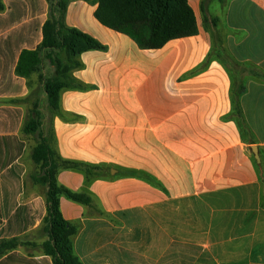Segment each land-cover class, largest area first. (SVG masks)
<instances>
[{
  "label": "crops",
  "instance_id": "1",
  "mask_svg": "<svg viewBox=\"0 0 264 264\" xmlns=\"http://www.w3.org/2000/svg\"><path fill=\"white\" fill-rule=\"evenodd\" d=\"M11 1L0 12V243L17 238L12 253L52 264L40 250L37 142L22 132L38 108L62 159L103 167L89 185L80 172L57 174L92 198H60L83 264H264V0H188L197 34L154 50L101 25L97 5L69 1L66 24L106 50L80 56L72 75L92 88L63 91L49 117L41 74L20 78L13 61L41 43L46 4L14 24Z\"/></svg>",
  "mask_w": 264,
  "mask_h": 264
},
{
  "label": "trees",
  "instance_id": "2",
  "mask_svg": "<svg viewBox=\"0 0 264 264\" xmlns=\"http://www.w3.org/2000/svg\"><path fill=\"white\" fill-rule=\"evenodd\" d=\"M69 1L59 0L56 6L49 8L42 27L36 22L37 29H41L43 36L41 43L35 49L22 50L17 62L15 57L13 60L16 76L30 79L34 74H41L42 90L47 98L48 108L53 114L60 112L63 91H87L92 88L72 75L74 70H81L84 67L80 56L89 51L106 50V46L94 37L66 24ZM83 1L97 5L94 17L101 25L129 36L144 50L160 49L172 40L191 37L198 32L196 16L188 0ZM38 2L40 0H12L10 6L14 11L13 23L23 22L28 8L33 9V14L40 12ZM210 58L211 56L198 70L204 69ZM45 63L51 68L49 76L43 74ZM238 126L245 137L244 123L239 121ZM42 127V112L36 108L22 128L25 135L33 136L37 142L32 151V160L38 168L34 181L45 189L47 214L43 219L41 231L47 239L40 245V250L44 256L51 258L52 264H83L76 256L72 243L76 229L64 218L60 198L65 197L85 206L92 204V198L86 192H73L60 185L57 174L62 170L80 172L86 178V185H89L94 180L104 177L103 167L62 159L53 146V139L44 133ZM20 145L22 146V143ZM256 167L259 168L257 164ZM130 174L139 175L138 172ZM19 246L20 240L17 238L2 241L0 258L8 252H14ZM0 264L36 263L12 253Z\"/></svg>",
  "mask_w": 264,
  "mask_h": 264
},
{
  "label": "rangeland",
  "instance_id": "3",
  "mask_svg": "<svg viewBox=\"0 0 264 264\" xmlns=\"http://www.w3.org/2000/svg\"><path fill=\"white\" fill-rule=\"evenodd\" d=\"M7 1H8V0H0V12H1V13L4 12L5 9H6V5H8V4H7ZM58 1H59V0H44V2H45V4H46L47 11L49 10V8H50L51 6H54V5L56 6L57 3H58ZM71 1H73V0H70V2H71ZM37 74H40V73H37ZM49 111H50V110H48V108L46 107V108L43 110V113H44L47 117H49L50 114L52 113V112L50 113ZM50 138H51V137H50ZM29 154H30V151L28 150V151L26 152V154H25V159L28 158ZM35 252H38L37 249H35Z\"/></svg>",
  "mask_w": 264,
  "mask_h": 264
},
{
  "label": "water",
  "instance_id": "4",
  "mask_svg": "<svg viewBox=\"0 0 264 264\" xmlns=\"http://www.w3.org/2000/svg\"><path fill=\"white\" fill-rule=\"evenodd\" d=\"M251 150L253 152L254 158L258 164H260V156H259V149L257 146H252ZM112 174H115V171L112 172Z\"/></svg>",
  "mask_w": 264,
  "mask_h": 264
}]
</instances>
